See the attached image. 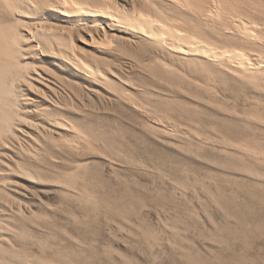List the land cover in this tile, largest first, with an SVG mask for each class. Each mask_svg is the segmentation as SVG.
I'll return each instance as SVG.
<instances>
[{"label":"rangeland","instance_id":"374dc122","mask_svg":"<svg viewBox=\"0 0 264 264\" xmlns=\"http://www.w3.org/2000/svg\"><path fill=\"white\" fill-rule=\"evenodd\" d=\"M62 1L0 0V49L15 44L30 69L6 87L16 119L0 144V264H264V68L184 57L114 21H66L48 10ZM83 1L264 62V0ZM59 50L101 75L75 77Z\"/></svg>","mask_w":264,"mask_h":264},{"label":"bare ground","instance_id":"6f19581e","mask_svg":"<svg viewBox=\"0 0 264 264\" xmlns=\"http://www.w3.org/2000/svg\"><path fill=\"white\" fill-rule=\"evenodd\" d=\"M61 4H62L61 6H58L55 5V3H50L48 10L50 12L52 11L54 15L58 16L59 18L65 19L66 21L82 22L85 20L93 26H97L101 24L102 20L106 22L114 21L116 22L117 26L125 27V29H127L128 31L131 30V32L134 31L136 33H140L144 37L146 36L147 38H149V40H151L153 43L158 44L164 48H167L172 53L183 55L184 57H191L197 59L205 58L208 61H218V62L220 60L222 61L224 59H227L231 61V63L236 68H239L244 73H251L252 69L260 70L264 68V62L262 63L251 62L250 58L243 51L235 50V49L234 50L219 49L217 47L211 46L202 40H199L189 34H186L181 30H178L168 25L165 21L155 18L150 14H145L143 12L134 14L122 10L120 11L119 9L112 12L111 7L109 8H105L103 6L95 7L92 4L85 2L83 0H63ZM12 5L14 6L13 8H17L14 4ZM236 20L238 21L237 24L239 25L238 27L240 29L242 36L248 40H255V33L252 30L253 27L244 20H240V19H236ZM2 27H5V25L2 24ZM1 36L2 34H0V37ZM57 37L60 38L59 36ZM18 52H19V48L15 44L14 45L10 44L9 47L0 49V144L1 145H4L5 142L10 139L9 133L13 131L12 126L16 119L14 118L13 115L14 101L11 98V94L14 89H12L11 87L10 88L8 87V89H6V87L8 86L7 83H9L10 79H12L10 84L12 85L14 83L15 85V83L16 82L19 83L21 79L23 80L24 78H27L30 72L29 71L30 69H28L29 66L27 67L26 65L22 64L21 62L22 60H20L19 59L20 57H18ZM59 53L62 55L60 56L62 57L61 59L63 63L66 64L68 70L73 71L72 73L75 77L81 80H87L92 75H101L99 69H93L85 60L86 58L85 59L80 58V56H77L75 52L73 51L65 52L63 50H59ZM49 76L50 77H46V78L50 79V81L52 80V83L54 84L55 82L57 84L60 83V85H63L64 87H67L69 84L73 85V83L71 82L69 83L67 81L68 79H65L64 77H59V76L53 77L51 75ZM51 119L53 120V122L57 124H60L62 126H67L68 128L70 127L69 122L62 120L60 117L55 116L54 118ZM74 127L75 126H73V128ZM74 140H78V139H74ZM66 141L68 142V140H65V142ZM70 142L73 145V141ZM25 171L28 174H30L28 169H25Z\"/></svg>","mask_w":264,"mask_h":264}]
</instances>
